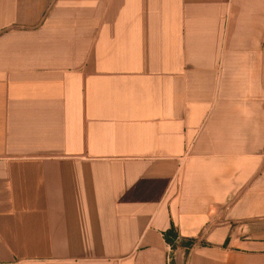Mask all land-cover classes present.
Listing matches in <instances>:
<instances>
[{
    "label": "crops",
    "instance_id": "obj_1",
    "mask_svg": "<svg viewBox=\"0 0 264 264\" xmlns=\"http://www.w3.org/2000/svg\"><path fill=\"white\" fill-rule=\"evenodd\" d=\"M0 264H264V0H0Z\"/></svg>",
    "mask_w": 264,
    "mask_h": 264
},
{
    "label": "trees",
    "instance_id": "obj_2",
    "mask_svg": "<svg viewBox=\"0 0 264 264\" xmlns=\"http://www.w3.org/2000/svg\"><path fill=\"white\" fill-rule=\"evenodd\" d=\"M170 236H171V237H170ZM172 237H176V232H175L174 229H172L170 235H168V237H167L168 241H169L171 244L173 243V239H172ZM173 246H174V244H173Z\"/></svg>",
    "mask_w": 264,
    "mask_h": 264
}]
</instances>
